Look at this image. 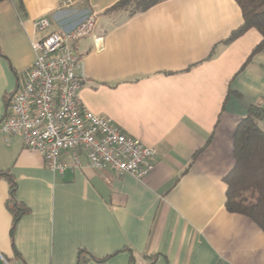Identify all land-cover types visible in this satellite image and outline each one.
<instances>
[{
  "label": "crops",
  "instance_id": "obj_1",
  "mask_svg": "<svg viewBox=\"0 0 264 264\" xmlns=\"http://www.w3.org/2000/svg\"><path fill=\"white\" fill-rule=\"evenodd\" d=\"M67 1L0 0V121L34 61L31 39L51 30L36 33L35 20L64 31L96 12L94 34L75 43L80 98L155 147L154 168L139 180L68 151L53 172L0 131V264H264V232L226 209L224 180L237 124L264 108V50L241 70L260 32L224 42L243 22L235 0H165L134 15L110 10L119 0ZM229 88L241 96L226 100Z\"/></svg>",
  "mask_w": 264,
  "mask_h": 264
},
{
  "label": "built area",
  "instance_id": "obj_2",
  "mask_svg": "<svg viewBox=\"0 0 264 264\" xmlns=\"http://www.w3.org/2000/svg\"><path fill=\"white\" fill-rule=\"evenodd\" d=\"M97 22L98 14L89 12L61 31L52 28L48 16L35 20L36 33L51 30L31 39L34 61L9 97L0 131L8 138L21 137L28 149L43 155L53 172L65 171L62 156L70 151L76 165H80L78 154L84 153L95 169H112L119 176L128 173L143 180L154 168L157 149L125 134L112 119L89 110L80 98L86 76L75 43L94 34ZM95 39L102 46L104 38Z\"/></svg>",
  "mask_w": 264,
  "mask_h": 264
},
{
  "label": "trees",
  "instance_id": "obj_3",
  "mask_svg": "<svg viewBox=\"0 0 264 264\" xmlns=\"http://www.w3.org/2000/svg\"><path fill=\"white\" fill-rule=\"evenodd\" d=\"M163 1L119 0L110 10H126L134 15ZM235 1L242 10L243 22L224 42H233L250 29H256L261 34L260 42L252 50L242 70L256 54L264 50V0ZM232 94L241 96L229 88L226 100ZM263 117L264 108L251 104L237 124L234 134L235 165L224 180L227 184L226 209L250 218L264 232V128L260 123ZM15 189L16 184L12 182L13 197ZM12 211L16 222L24 210L15 207Z\"/></svg>",
  "mask_w": 264,
  "mask_h": 264
}]
</instances>
